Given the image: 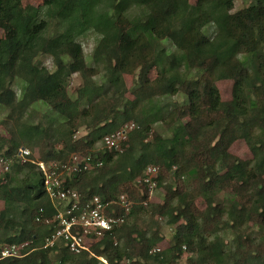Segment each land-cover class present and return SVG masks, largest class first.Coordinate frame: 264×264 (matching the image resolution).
<instances>
[{
  "label": "trees",
  "instance_id": "1",
  "mask_svg": "<svg viewBox=\"0 0 264 264\" xmlns=\"http://www.w3.org/2000/svg\"><path fill=\"white\" fill-rule=\"evenodd\" d=\"M236 2L44 0L35 7L24 0H0V105L20 111L47 107L61 121V148L41 161L59 164L60 172L74 153L102 160L101 168L67 176L62 187L75 190L82 205L96 196L113 202L110 208L117 213L122 209L116 203L125 195L132 203L127 220L149 202L138 178L148 167H158L155 189L166 191L157 208L173 228L166 251L158 247L159 230L148 235L126 221L91 244L94 256L73 255L61 241L0 264H104L98 258L107 264H179L184 248L187 264H264V234L255 238L244 228L264 233V0H249L239 9ZM89 31L100 36L93 67L78 41ZM41 55L52 58V71L38 63ZM101 69L103 81L94 82ZM74 74L85 83L73 97L68 84ZM125 76L137 78L134 99L122 102ZM222 80L233 83L229 101L222 100L217 87ZM176 97L183 101L168 103ZM131 122L137 128L123 153L92 150ZM156 123L168 134L154 132ZM80 125L89 132L73 141ZM42 134L31 126L20 132V141H0V156L12 158L22 144L35 148ZM239 140L249 148L250 161L231 154ZM12 170L28 171L20 186L10 185ZM186 175L198 176L204 211L184 192ZM0 191L5 206L0 251L23 242L40 246L54 228L36 218H51L56 207L39 167L14 163L0 178ZM218 193L226 194L222 202L215 198ZM228 228L238 230L232 249L217 235Z\"/></svg>",
  "mask_w": 264,
  "mask_h": 264
},
{
  "label": "rangeland",
  "instance_id": "2",
  "mask_svg": "<svg viewBox=\"0 0 264 264\" xmlns=\"http://www.w3.org/2000/svg\"><path fill=\"white\" fill-rule=\"evenodd\" d=\"M191 3H195L196 0H190ZM44 0H24V5H33L35 7H39L43 4ZM249 4V0H237L236 2V9L245 7ZM4 33L0 29V37H3ZM100 40V36L96 34L94 31H89L82 37L78 39V41L81 43L84 56L87 62V65L89 67H93V61L92 56L95 50V47L97 46V43ZM37 61L40 65L48 67L51 71L54 69L53 67V60L49 56L41 55L37 58ZM103 75L104 70L101 69L100 75L97 77H94V82H102L103 81ZM154 74H152V77ZM136 76H125V83H126V92L124 95V99L122 102H125V100H133L134 97L131 95L132 88L134 86V82L136 81ZM85 81L81 77L80 74H74L69 79L68 84V92L71 96H75V93L79 88H81L84 85ZM232 86L233 83L231 80H222L217 82V87L220 91L221 98L223 101H229L232 99ZM18 95H20V90L18 88H14ZM107 95L105 96V99H107ZM120 99V98H119ZM177 102H182L183 99L181 97H176L174 100L168 101L169 104L175 105ZM112 103V100L111 102ZM117 103V102H116ZM119 105V104H118ZM38 127L43 131L42 137L38 140V145L35 146V148H31L29 146H26L25 144H22L20 148L25 147L31 151L33 154L32 159L37 162H42L41 158L44 157L47 153L50 151L61 148V143L58 141L60 135V129H61V121L56 116V114L49 110L47 107H41L38 105H33L29 107L26 111H20V110H14L12 108H8L5 106L0 105V141L4 142L5 144H11V142L14 141H20V132L25 130L29 127ZM153 131L159 132L163 135H167L168 131L161 123H156L153 125ZM89 130L86 128L85 125H80L77 131L74 132V135L72 137L73 141H77L81 139L82 137L86 136ZM19 148V149H20ZM94 152L103 151V146L101 140L95 145V147L92 149ZM231 154L235 156L236 158L242 160V161H250L252 159V154L247 147L244 140H239L236 143L233 144V146L230 149ZM81 154V153H80ZM73 155V154H72ZM28 171H22V172H14L11 171V175L13 177V180L10 185L12 186H20L21 182L26 177ZM68 176L67 172H64L62 174L61 179L64 180ZM141 178H138V180ZM137 180V184H138ZM173 180L170 177L169 182ZM175 184V183H174ZM9 185V184H8ZM183 189L184 192L188 194L190 197L189 200L194 203V205L201 211H204L206 208V201L204 197L202 196L201 186L200 182L198 180V176H190L186 175L184 177L183 182ZM165 188L160 187L158 189H155L150 197L148 205H146V208L141 210L136 216L129 217L127 223L129 224H135L136 227L147 233L148 235H151L155 231H160V233L163 235V241L158 245L159 249L161 251H166L173 243V228L169 227L167 225V217L166 216H160L158 211V206H161L164 204L165 201ZM215 198L218 202H222L223 198H226V194L218 193L215 195ZM177 200H174L172 205H176ZM4 202L1 197V191H0V211L4 209ZM21 219V218H20ZM246 232H249L250 234L253 233V237L260 238L264 233L259 231H256L254 227L246 226L244 227ZM238 232L237 229H223L217 233V235L223 239L225 242L228 243V249H232L235 246L234 243V235ZM183 256L181 260L179 261V264H187V258L190 257L187 250L183 249Z\"/></svg>",
  "mask_w": 264,
  "mask_h": 264
},
{
  "label": "built area",
  "instance_id": "3",
  "mask_svg": "<svg viewBox=\"0 0 264 264\" xmlns=\"http://www.w3.org/2000/svg\"><path fill=\"white\" fill-rule=\"evenodd\" d=\"M136 128V124L131 122L125 124L118 131L104 136L101 140L103 149L123 153L130 133ZM32 156L31 151L25 147L20 148L12 158L0 156V178L9 173L16 162L35 163ZM35 164L45 177L47 194L56 207V212L51 218L38 216L36 221L48 226L53 225L54 230L37 247H32L30 242L4 246L0 251V261L9 258L21 259L38 249L53 248L61 241L73 255H81L84 252L91 253V244L101 239L105 233L112 232L126 222L127 216L131 212L132 203L125 195H121L116 203L122 209V213H117L114 208H110L113 202H105L96 196L82 205L80 196L75 190L62 187L64 180L61 177L64 172L70 176L76 172L92 171L103 166L102 160H94L90 155L74 153L70 163L62 165L60 172H58L59 164L54 162L42 161ZM158 173V167H148L144 176L138 180V184L145 187L149 195L157 186ZM40 211L44 212L43 209ZM155 251H159V249H155ZM91 255L93 254L91 253ZM98 259L107 264L105 259Z\"/></svg>",
  "mask_w": 264,
  "mask_h": 264
}]
</instances>
